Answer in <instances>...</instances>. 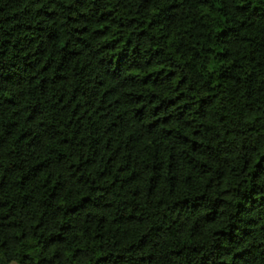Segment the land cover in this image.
<instances>
[{
	"label": "trees",
	"instance_id": "1",
	"mask_svg": "<svg viewBox=\"0 0 264 264\" xmlns=\"http://www.w3.org/2000/svg\"><path fill=\"white\" fill-rule=\"evenodd\" d=\"M0 264H264V0H0Z\"/></svg>",
	"mask_w": 264,
	"mask_h": 264
}]
</instances>
